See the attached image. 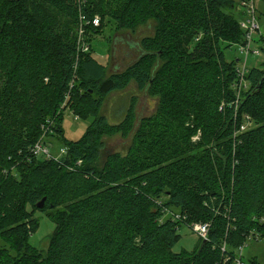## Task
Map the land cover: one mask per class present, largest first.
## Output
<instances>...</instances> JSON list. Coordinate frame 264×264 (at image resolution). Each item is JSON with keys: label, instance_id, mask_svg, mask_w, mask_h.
<instances>
[{"label": "trees", "instance_id": "obj_1", "mask_svg": "<svg viewBox=\"0 0 264 264\" xmlns=\"http://www.w3.org/2000/svg\"><path fill=\"white\" fill-rule=\"evenodd\" d=\"M241 3L0 0V264H235L250 237L264 238V63L250 69L237 105L238 58L222 47L245 41ZM97 14L86 32L108 18L121 28L156 22L143 55L109 76L78 50L81 16ZM132 81L156 97L155 112L139 118L133 97L110 123L105 97ZM64 104L94 117L78 140L61 134ZM246 115L255 125L240 132ZM118 133L133 134L131 147L102 159L104 136ZM43 134L68 154L35 155ZM36 210L55 223L45 253L30 242ZM167 210L186 218L161 221ZM192 223H209L207 239L174 251L179 227Z\"/></svg>", "mask_w": 264, "mask_h": 264}, {"label": "rangeland", "instance_id": "obj_2", "mask_svg": "<svg viewBox=\"0 0 264 264\" xmlns=\"http://www.w3.org/2000/svg\"><path fill=\"white\" fill-rule=\"evenodd\" d=\"M257 13L259 23L261 26L260 33L264 34V0L256 1ZM236 15L239 19L243 17L242 9H236ZM101 18V15L97 14ZM156 29V22L153 19L148 20L146 23L138 25L136 28H121L115 23V20L108 18L107 22L100 27L97 32H85V39L89 44V53L98 59V61L106 66L107 76L112 73L125 70L129 65L135 63L140 56L141 40L147 36L153 35ZM86 31V30H85ZM76 32V30H75ZM78 35L79 32L77 31ZM259 34H255L256 46H262L263 41ZM228 43H223L227 59L232 60L235 58H241L242 62L245 59V53L241 52L238 44H232L226 47ZM226 47V48H225ZM264 54L261 52L259 56H249L248 67L249 70L253 67H263ZM133 97L136 98L135 111L138 117L150 116L157 108V100L155 96L149 95L145 90L138 88L135 81L130 84L124 90H116L111 92L105 97L101 113L106 115L110 123H119L123 117L126 116ZM149 102V106L148 104ZM65 104L61 107L63 109V120L61 122L62 129L65 138L69 140H78L86 132L87 128L93 122L94 117L85 119L78 118L73 111L69 108H64ZM138 121V120H136ZM137 123V122H136ZM56 131V130H55ZM57 132V131H56ZM60 134V133H57ZM133 134L128 137H124L121 133L104 136L105 153L119 151L126 153L132 145ZM199 135H196L193 140L198 141ZM52 146L49 145L52 153L58 154L59 150L63 147L62 142L52 137H48ZM167 210L163 215L161 221L166 220L169 217ZM35 219L39 220V226L37 230L30 236V242L37 247L43 253L48 249L50 238L55 229V223L47 215V212L36 210L34 213ZM178 232L181 237L175 244L173 250L178 252L182 249L193 250L201 242V235L193 230L191 226L182 224ZM6 242L0 235V247H5ZM242 253V259L245 264H252L251 258H257V260L264 264V238H249L243 247V250H239L238 254ZM15 254V253H14Z\"/></svg>", "mask_w": 264, "mask_h": 264}, {"label": "built area", "instance_id": "obj_3", "mask_svg": "<svg viewBox=\"0 0 264 264\" xmlns=\"http://www.w3.org/2000/svg\"><path fill=\"white\" fill-rule=\"evenodd\" d=\"M257 0H242L241 9L243 17L240 19V26L245 33V41L242 44H238L240 46L241 52L245 53L244 62H242L241 58H238L237 64V80L234 84V88L236 90V102L237 105L241 101L242 93L247 91L250 88V82L247 79L249 73V67L247 65L249 56H259L261 55L262 49L260 46H256L255 42V34H259L261 37L264 36L263 33H260L261 26L259 23L257 7H256ZM92 24L93 26L97 27L100 25V17L95 16L92 21L87 20L85 16H81V25L79 26V35H78V50L79 52H88L89 51V44L85 39V26L83 24ZM260 37V38H261ZM264 44V42H263ZM255 125L254 120L250 115H246L244 117L243 124L241 125L240 132L247 131L248 129L252 128ZM238 134H236L237 136ZM48 134H43L40 140L35 144L33 147V153L38 156L52 158L55 160H60L63 156L68 154V148L62 147L59 150L58 154L52 153L51 149L49 148L48 143L52 146L51 141L48 139ZM169 216L173 219H185L186 216L181 215L178 212L168 211ZM191 227L193 230L201 235V237L206 238L208 237L209 232V223H192ZM253 238V237H250ZM258 239V238H257ZM242 246L240 250H243ZM225 250V247H224ZM235 264H245L242 259V253L238 254L235 259Z\"/></svg>", "mask_w": 264, "mask_h": 264}, {"label": "water", "instance_id": "obj_4", "mask_svg": "<svg viewBox=\"0 0 264 264\" xmlns=\"http://www.w3.org/2000/svg\"><path fill=\"white\" fill-rule=\"evenodd\" d=\"M238 61V59H237ZM264 83V76L262 77V79L260 80L258 86H257V89L261 88V86L263 85ZM45 202H46V197H44L39 203H38V207L39 208H43L44 205H45Z\"/></svg>", "mask_w": 264, "mask_h": 264}, {"label": "crops", "instance_id": "obj_5", "mask_svg": "<svg viewBox=\"0 0 264 264\" xmlns=\"http://www.w3.org/2000/svg\"><path fill=\"white\" fill-rule=\"evenodd\" d=\"M149 102H150V100H148V104H147L148 106L150 105Z\"/></svg>", "mask_w": 264, "mask_h": 264}]
</instances>
